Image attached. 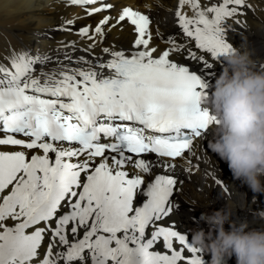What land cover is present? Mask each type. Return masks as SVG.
<instances>
[{"label": "snow or ice", "instance_id": "snow-or-ice-1", "mask_svg": "<svg viewBox=\"0 0 264 264\" xmlns=\"http://www.w3.org/2000/svg\"><path fill=\"white\" fill-rule=\"evenodd\" d=\"M145 2L66 0L106 14L75 31L61 18L53 31L77 40L0 57V264H208L171 217L180 177L209 162L215 117L201 101L236 48L229 21L244 26L253 6L178 0L172 34L152 27ZM125 24L131 46H105Z\"/></svg>", "mask_w": 264, "mask_h": 264}, {"label": "clouds", "instance_id": "clouds-1", "mask_svg": "<svg viewBox=\"0 0 264 264\" xmlns=\"http://www.w3.org/2000/svg\"><path fill=\"white\" fill-rule=\"evenodd\" d=\"M144 7H152L150 0ZM201 103L215 117L208 149L235 180L264 194V68L257 67L250 49L242 45L223 57L222 71ZM255 216L264 221V210ZM200 220L207 230L193 229L190 243L210 256L208 264H229L233 258L235 264H264V228L233 220L230 208L202 213Z\"/></svg>", "mask_w": 264, "mask_h": 264}, {"label": "bare ground", "instance_id": "bare-ground-1", "mask_svg": "<svg viewBox=\"0 0 264 264\" xmlns=\"http://www.w3.org/2000/svg\"><path fill=\"white\" fill-rule=\"evenodd\" d=\"M125 2L137 6V0H125ZM150 2L151 9L160 13L156 21L157 25L161 26L163 19L169 21L170 12L178 0H159V2L150 0ZM249 2L253 6L252 10H245L246 15L242 17L246 22L244 26L234 24L236 33L234 38L249 40L253 57H257L256 62L261 64L264 63V0H249ZM143 9L141 7V10ZM115 14L113 11L112 15ZM102 16L103 14L100 13L84 17V9H80L78 5H68L66 0H0V57L7 55L10 49L27 47L44 51L49 48L54 49L57 46L56 41L61 38L68 41L77 40L67 37L68 32L53 31L54 27L61 23V18L74 20L71 27L75 31L84 25L91 24L94 27ZM132 40V30L125 24L123 30L118 26L108 31L104 45L115 44L118 48H129ZM99 51L98 47L96 52ZM211 138L209 136L205 142L207 154L203 156V160L209 162L201 163L202 172L198 176L186 177L184 197H179L187 206L182 212L185 227L191 230L196 228L207 230L208 226L200 220L199 213L230 208L233 220L246 219L250 227L264 228V221L255 216V213L264 210V194L253 193L247 185H242L233 178L227 164L208 149V141ZM205 171L224 180L229 191L226 193L210 178H205ZM189 205L192 206L195 217L191 222L187 219ZM178 216L179 214H174L175 219ZM180 220H182L181 216ZM225 227L227 228V225ZM229 264H235V258L230 260Z\"/></svg>", "mask_w": 264, "mask_h": 264}]
</instances>
